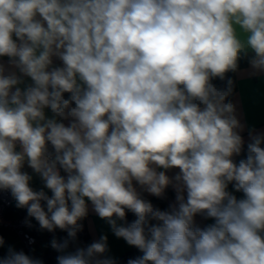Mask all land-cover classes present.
I'll use <instances>...</instances> for the list:
<instances>
[{
  "label": "clouds",
  "instance_id": "1",
  "mask_svg": "<svg viewBox=\"0 0 264 264\" xmlns=\"http://www.w3.org/2000/svg\"><path fill=\"white\" fill-rule=\"evenodd\" d=\"M246 49L264 74V0H0V190L67 233L57 264H118L107 235L67 251L87 202L141 253L126 264H264V133L235 163L245 125L226 77ZM133 182L175 200L162 210ZM0 264L43 261L9 245Z\"/></svg>",
  "mask_w": 264,
  "mask_h": 264
},
{
  "label": "crops",
  "instance_id": "2",
  "mask_svg": "<svg viewBox=\"0 0 264 264\" xmlns=\"http://www.w3.org/2000/svg\"><path fill=\"white\" fill-rule=\"evenodd\" d=\"M237 36L241 41H246L247 34L244 33L239 27H237ZM248 64L244 67H240L236 72V90L233 97V103L236 106V111L238 118L245 125V130L241 133L244 140V147L242 151H247V144L250 141L249 131L255 130V133H264V74L252 75L251 69L249 65V60L254 55L250 49H246ZM7 58H5L6 60ZM47 115L51 116V112L48 111ZM66 124L67 121H64ZM240 155H234L233 160L236 163L238 157ZM22 171L28 172L32 176V180L30 182V186L34 190H40L43 188V182L40 177L35 174L31 168L25 167ZM158 171H163V169H158ZM179 172V169H171L167 170V175L169 177H173L175 174ZM66 175V174H65ZM134 183V186L137 188V191L142 195L146 194L143 198L150 200L151 195L147 192H144L138 185ZM172 190V196L167 199V206L162 207L158 203L152 202L155 207H159L164 210L167 209L168 205L175 200V191L169 186ZM46 190V189H44ZM229 190L231 189V185L229 186ZM238 198L242 196V193H234ZM186 195V193H185ZM88 203V215L86 219V229L87 235L84 238H77L74 243H72L67 251H75L77 247H86L91 244L94 240H98L101 235H107L108 237V248L109 251L106 255L114 257L117 261L122 257V255L126 252H132L133 256L136 257L141 255L138 249L134 247H130L126 244V242L114 236L112 233L110 226L107 222L98 217V215L92 210V206L90 202ZM44 202H42V205ZM135 219V217H134ZM133 219V220H134ZM118 223H124L123 221H118ZM196 223L200 227H204L208 224L213 223L211 219H204L202 217L196 218ZM2 237H4L5 245L3 248H0V257H3L7 254L8 246H12L16 251H21L22 241L20 238L13 232L6 231L3 233ZM50 237L45 231H40L38 234L37 242L34 244L33 248L36 254L42 255H52L54 259L60 254L55 250L50 248ZM122 264H126L122 263Z\"/></svg>",
  "mask_w": 264,
  "mask_h": 264
},
{
  "label": "built area",
  "instance_id": "3",
  "mask_svg": "<svg viewBox=\"0 0 264 264\" xmlns=\"http://www.w3.org/2000/svg\"><path fill=\"white\" fill-rule=\"evenodd\" d=\"M61 175H65L62 170ZM45 191L51 196L50 190L46 189ZM26 220H30L31 226L26 223ZM81 223L83 224V230L78 233L77 238H84L87 235L86 219L84 218ZM6 231L13 232L20 238L22 241L21 251L42 260L43 264H57V260L55 259L53 262L48 263V256L46 254L38 255L35 253L33 246L37 242L39 232L45 231L50 237V241L54 236L57 240L67 237V233L59 229L54 233L41 230L34 218L27 217L26 209L16 207V201L12 197L10 190H0V236Z\"/></svg>",
  "mask_w": 264,
  "mask_h": 264
},
{
  "label": "trees",
  "instance_id": "4",
  "mask_svg": "<svg viewBox=\"0 0 264 264\" xmlns=\"http://www.w3.org/2000/svg\"><path fill=\"white\" fill-rule=\"evenodd\" d=\"M238 64H239V68L246 66L248 64L247 55H245L244 53H241ZM226 77H230L234 81V93H235V90H236V72H229L226 74ZM212 82L219 88H222L225 85V81H221L218 78L214 79ZM234 93H233L232 97L230 98L232 101H233ZM66 96H67V94H66ZM261 146L264 147V145H261ZM246 156H247V151H242L240 156L238 157V160L236 161V163L238 164L239 161L241 159H245ZM144 196H146L145 193L142 194V197H144ZM171 196H172V190L170 189V187H168L165 190V194H164L163 198H157V197L151 196L150 200L154 203H158L162 207H166L167 206V199L170 198ZM133 219H134V215L131 212H127V210H126V221L131 222ZM47 256H48V263H51L55 260L52 255H47ZM129 258H134L132 252L124 253L122 255V257L118 260V264H122V263L127 262V260Z\"/></svg>",
  "mask_w": 264,
  "mask_h": 264
}]
</instances>
